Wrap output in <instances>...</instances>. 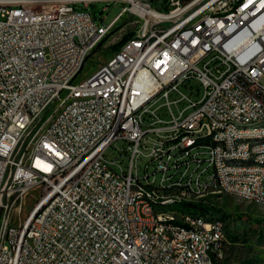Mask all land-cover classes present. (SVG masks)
Returning a JSON list of instances; mask_svg holds the SVG:
<instances>
[{"label":"built area","instance_id":"1","mask_svg":"<svg viewBox=\"0 0 264 264\" xmlns=\"http://www.w3.org/2000/svg\"><path fill=\"white\" fill-rule=\"evenodd\" d=\"M42 1L0 0V264H185V247L196 249V264H237L219 261L227 245L219 225L191 218L175 232L183 247L171 249L148 232V225L171 229L162 227L170 211L142 203L133 212L132 198H179L157 197V189L219 183L264 200V169L218 166L219 157L264 161V146L247 148L246 134L254 133L220 127L222 118L264 117V0H168L163 10L136 0L108 26L78 6L119 0H55L36 10ZM127 18L129 39L82 79ZM120 71L135 73V81L125 84ZM184 102L177 114L173 105ZM181 126H191L181 143L154 138V130ZM199 130L231 147L187 149ZM119 143L127 147L120 156L130 153L127 169L108 157ZM148 143L154 171L139 175ZM160 145L166 158L157 156ZM209 163L215 177L184 175L185 166ZM72 172H80L76 183ZM159 174L167 175L165 186L156 185ZM35 189L41 198L21 219Z\"/></svg>","mask_w":264,"mask_h":264},{"label":"bare ground","instance_id":"2","mask_svg":"<svg viewBox=\"0 0 264 264\" xmlns=\"http://www.w3.org/2000/svg\"><path fill=\"white\" fill-rule=\"evenodd\" d=\"M120 80H125V84H132L135 81V73L130 71H120ZM199 126H206V119H199ZM220 127H229L235 130L236 134H246L247 148H259L264 146V117L261 119H248L239 122L236 118L220 119ZM261 131V132H255ZM163 133V134H162ZM191 134V126H181L177 130L157 129L154 130V138L162 139L168 145H176L181 143L186 136ZM213 144L218 148L231 147V140L217 133L208 130H199L195 135L187 140V149H194L198 146ZM157 156L166 158L167 145H160L157 148ZM219 167L234 169H264V161L256 160V157H237L226 158L219 157ZM200 173L203 178H212L216 176V163H209L206 169H201V165H191L184 167V175H193ZM80 180V172H72L69 176V183H76ZM167 183V175L158 181L156 185L165 186ZM225 194L240 198L242 200L264 206V200H258L255 196L246 193H237V196L231 190H226V185L219 183L207 184L202 187L190 188L188 184L177 183L175 190L157 189V197H179L154 201V196H141L132 198L133 212L142 211V203H149L150 209L155 212H169V217L162 220V227L171 228L166 230H157V225H148V232L154 234L156 240H164L169 244L171 249H179L183 247V238L176 237L175 232H183L184 224H191V218L204 219L206 226H220V231L226 237V229L222 221L215 217H211L205 210L207 197L211 195ZM181 198V199H180ZM207 198V199H206ZM206 199V200H205ZM185 204H196L195 209L182 211ZM195 211V212H192ZM181 216V221L180 220ZM227 240V237H226ZM226 250L219 253V261H227ZM210 256L218 257V247H210ZM184 263L196 264V249L193 247L184 248Z\"/></svg>","mask_w":264,"mask_h":264},{"label":"rangeland","instance_id":"3","mask_svg":"<svg viewBox=\"0 0 264 264\" xmlns=\"http://www.w3.org/2000/svg\"><path fill=\"white\" fill-rule=\"evenodd\" d=\"M55 0H43L37 5H34L36 10H41L43 6L54 2ZM136 0H119L115 2H101L91 4L89 7L79 5V10H88L95 18L98 24L108 26L115 17L121 12L124 7H131L132 2ZM152 1V0H144ZM168 0H153L152 3L157 9H165ZM131 31L130 20L125 19L119 27L108 36L101 46L89 59L84 70L82 79L87 78L96 71L98 66L106 63L112 55L120 49ZM195 82L193 81V85ZM184 94L190 95V91L186 88L182 89ZM173 97L172 100L180 98ZM164 104L160 101L155 107ZM187 106L184 102L179 104L178 109L173 105L174 111L178 114V110H182ZM165 116V115H164ZM163 134V133H162ZM148 149L142 148L143 156L140 157L137 163L138 173L142 175L146 171V167L150 166V173L154 171L151 164L150 147ZM127 148L125 145L119 143L117 149L111 148L108 151V157L111 160L118 159V164L127 169L130 166V153L120 156V150ZM164 174H159L156 180L160 181ZM41 189L33 190L25 200V206L21 215V219H25L37 204L38 199L41 198ZM208 198V199H207ZM206 208L211 217H215L223 222L226 229L227 245L226 255L229 263L237 264H264V206L251 203L240 198L217 194L207 197ZM194 206L185 204L182 211L193 210ZM195 212V211H192ZM19 223L15 226L18 227Z\"/></svg>","mask_w":264,"mask_h":264},{"label":"trees","instance_id":"4","mask_svg":"<svg viewBox=\"0 0 264 264\" xmlns=\"http://www.w3.org/2000/svg\"><path fill=\"white\" fill-rule=\"evenodd\" d=\"M130 36H131L130 34L127 35V38H126V40L124 41V43L129 39ZM121 47H122V46H121ZM121 47H120V48H121ZM191 205H192V206H198V205H196V204H191Z\"/></svg>","mask_w":264,"mask_h":264},{"label":"water","instance_id":"5","mask_svg":"<svg viewBox=\"0 0 264 264\" xmlns=\"http://www.w3.org/2000/svg\"><path fill=\"white\" fill-rule=\"evenodd\" d=\"M195 88H196L197 90H199V87H198V86H195Z\"/></svg>","mask_w":264,"mask_h":264},{"label":"crops","instance_id":"6","mask_svg":"<svg viewBox=\"0 0 264 264\" xmlns=\"http://www.w3.org/2000/svg\"><path fill=\"white\" fill-rule=\"evenodd\" d=\"M153 1V0H152Z\"/></svg>","mask_w":264,"mask_h":264}]
</instances>
